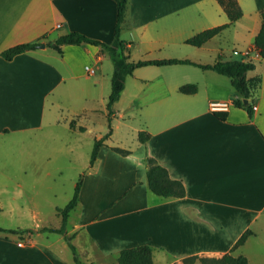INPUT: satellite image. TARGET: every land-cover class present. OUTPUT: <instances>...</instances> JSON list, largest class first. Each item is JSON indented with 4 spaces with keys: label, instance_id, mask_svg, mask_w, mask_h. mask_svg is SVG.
Returning a JSON list of instances; mask_svg holds the SVG:
<instances>
[{
    "label": "crops",
    "instance_id": "0c3cea01",
    "mask_svg": "<svg viewBox=\"0 0 264 264\" xmlns=\"http://www.w3.org/2000/svg\"><path fill=\"white\" fill-rule=\"evenodd\" d=\"M238 2L243 16L196 47L186 40L229 21L217 0L128 1L121 38L128 44L130 61L253 60L256 73L248 72L247 77L261 76L262 83L252 97L257 106L252 116L234 105L222 120L210 110V103L240 98L227 76L175 64L143 66L126 78L114 104L111 135L82 179L71 226L72 211L68 219L67 232L79 242L81 252L74 245L82 264L83 259L105 262L112 256L118 262L122 249L140 245H149L153 258L156 252L170 257L169 264L195 255L220 258L252 229L254 235L232 252L239 256L238 249L258 238L255 227L264 216V60L254 43L264 0ZM116 21L115 0H0V134L42 129L46 116L64 121L75 132L92 133V125L85 121L97 108L108 120L113 75L109 55L91 44L63 45L59 52L47 43L79 32L110 44ZM32 42L45 47L40 44L12 60L1 55ZM88 66L94 68L93 74ZM185 84H196L198 91L182 93ZM70 98L79 99L81 108L64 118L60 111L68 110ZM107 124L95 140L109 131ZM122 128L136 132L133 148L112 141ZM140 131L151 135L146 143L139 142ZM114 147L130 153L123 155ZM149 157L183 182L184 197L166 198L149 189ZM44 227L50 226L32 234L1 233L0 264H76L74 256L62 249H68L65 237ZM48 233L58 237L51 240ZM28 235L31 241L20 245Z\"/></svg>",
    "mask_w": 264,
    "mask_h": 264
},
{
    "label": "rangeland",
    "instance_id": "374dc122",
    "mask_svg": "<svg viewBox=\"0 0 264 264\" xmlns=\"http://www.w3.org/2000/svg\"><path fill=\"white\" fill-rule=\"evenodd\" d=\"M110 63L113 67L111 58ZM254 73L249 72L250 75ZM109 87L110 90L111 84ZM80 105L79 99L70 98L68 110L60 113L68 118L80 110ZM93 114V118L85 121L92 125V133L75 132L64 121L57 123L52 116H46L42 129L0 134V227L34 230L61 224L57 209L68 204L78 180L88 175L96 133L103 125L106 128L108 125V120L98 108ZM74 118L85 120L80 116ZM136 140V132L122 128L116 130L112 141L118 146L133 148ZM75 219L76 213L72 211L70 226ZM255 230L258 238L235 254L245 255L249 264H264V216ZM47 235L51 240L58 237L52 233ZM72 242L81 252L79 242L73 239ZM62 249L69 257L73 256L69 246ZM116 258L112 256L101 262L96 257L93 263L83 260L84 264H118ZM170 261V257H162L157 252L153 258V264H169Z\"/></svg>",
    "mask_w": 264,
    "mask_h": 264
},
{
    "label": "trees",
    "instance_id": "16d2710c",
    "mask_svg": "<svg viewBox=\"0 0 264 264\" xmlns=\"http://www.w3.org/2000/svg\"><path fill=\"white\" fill-rule=\"evenodd\" d=\"M129 0H115L117 4V21L115 25V33L113 41L108 44L102 41L92 39L79 32H71L59 37L55 42L47 43L59 52H62L63 45H81L91 44L99 46L104 52H106L113 62V75L111 80V92L108 99V123L109 131L103 135L100 139H96L94 148L91 154L90 166H93L98 158L100 148L104 145L106 139L109 138L112 132L111 121L114 113V104L118 101L122 91L125 88L126 78L134 73L137 68L149 65L155 66H167L175 64H191L197 66L203 70H213L221 75L227 76L231 79L232 86L239 94L240 98L235 101L237 107L246 109L250 116L254 114L253 109V95L258 91L262 83L261 76H255L248 78L247 74L250 71L255 70L256 64L253 60H217L213 64H202L193 62L189 59H163V60H140L130 61L127 54L128 44L121 38V31L126 18V12L128 8ZM226 12L229 21L225 24L205 29L189 39L186 40L187 44L200 47L208 42L213 37L220 34L223 30L230 27L236 21L243 16V11L239 5L238 0H217ZM262 25L260 31L255 37V49L259 56L264 60V10L261 11ZM41 43L32 42L24 43L13 46L2 52V56L6 60H12L15 56L24 53L29 50L36 49ZM180 91L185 94H193L198 91L196 84H185L180 87ZM245 100L247 103H245ZM218 118L225 120L226 114L224 112L216 113ZM75 121L72 120L70 126L75 127ZM80 130H84L80 127ZM151 135L146 131H140L138 134V140L141 143H146L150 139ZM114 150L127 155L129 150L114 147ZM147 180L149 189L156 195L162 197H184L186 195V188L181 180L173 179L167 168L158 164V162L149 157L148 161ZM82 186V179L80 178L75 186V191L72 199L63 208H58V215L61 217V226L59 228L44 227L42 230L49 231L63 235L68 243V246L72 250L74 260L76 264H82L79 257L78 250L73 244L72 236L68 235L67 224L70 212L76 207L80 197V191ZM1 233L12 234H27L33 233V229H4L0 228ZM254 235L252 229L246 230L237 240L230 252L224 254L220 258L204 257V256H190L182 260L180 264H249V260L244 255L234 256L232 252L238 247L244 245L249 237ZM118 264H153V250L149 245H140L132 248L122 249L118 256Z\"/></svg>",
    "mask_w": 264,
    "mask_h": 264
},
{
    "label": "built area",
    "instance_id": "2783aa9c",
    "mask_svg": "<svg viewBox=\"0 0 264 264\" xmlns=\"http://www.w3.org/2000/svg\"><path fill=\"white\" fill-rule=\"evenodd\" d=\"M58 26H60V25H58ZM86 70L88 71L89 74H93L95 72L94 68L93 67H90V66L86 67ZM234 105H235V100H227V101H215V102H211L210 105H209V107H210V110L212 112L219 113V112H227ZM253 109H254V111H256L257 110V106L254 105L253 106ZM26 239L27 240H24V241H22L19 244L20 245H23L24 243L31 241V238L30 237H27Z\"/></svg>",
    "mask_w": 264,
    "mask_h": 264
},
{
    "label": "water",
    "instance_id": "95a60500",
    "mask_svg": "<svg viewBox=\"0 0 264 264\" xmlns=\"http://www.w3.org/2000/svg\"><path fill=\"white\" fill-rule=\"evenodd\" d=\"M40 47L41 48H44L45 47V44L44 43H42L41 45H40ZM245 103H247V101L245 100Z\"/></svg>",
    "mask_w": 264,
    "mask_h": 264
}]
</instances>
